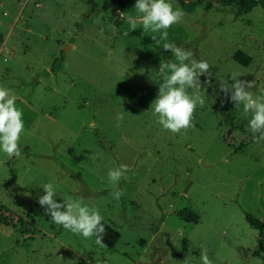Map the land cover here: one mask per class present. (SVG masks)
Returning <instances> with one entry per match:
<instances>
[{"label":"rangeland","instance_id":"rangeland-1","mask_svg":"<svg viewBox=\"0 0 264 264\" xmlns=\"http://www.w3.org/2000/svg\"><path fill=\"white\" fill-rule=\"evenodd\" d=\"M135 3L0 0V86L16 97L25 125L21 157L0 152V205L21 219L0 225V264H181L186 257L202 264V248L212 264H264L254 255L258 231L244 217L264 223V142L233 153L254 135L251 114L220 90L237 77L264 96V11L234 19L226 7L199 4L183 11L164 41L120 17L136 15ZM164 43L211 67V77H200L205 103L186 133L164 130L151 110L161 61L176 62ZM237 50L250 56L248 65L233 60ZM59 55L63 67L52 73ZM121 164L130 171L114 186L108 171ZM45 183L55 185L58 203L82 198L98 209L119 232L113 249L53 223L38 203ZM184 208L196 223L177 215Z\"/></svg>","mask_w":264,"mask_h":264},{"label":"clouds","instance_id":"clouds-1","mask_svg":"<svg viewBox=\"0 0 264 264\" xmlns=\"http://www.w3.org/2000/svg\"><path fill=\"white\" fill-rule=\"evenodd\" d=\"M135 12L136 15L120 13V17L129 24L131 30L140 25L144 32L159 33V39L164 41L168 38V29L180 23L184 16L183 10L174 9L168 0H136ZM124 35H128V32ZM152 38L156 40L155 36ZM162 47L165 51L172 52L176 62L161 61L158 73L163 77V81L159 84L158 96L153 101L151 110L153 115L158 117L157 122L164 130L173 134L186 133L189 128L194 127L192 121L197 104L203 106L205 103L204 97L200 94V77L203 75L211 77V67L205 60L191 59V52L173 43H164ZM232 79L234 83L231 86L221 81L220 90L226 94L230 93V99L236 106L243 104L244 113L251 114L249 120L251 132L259 134L254 135V142H264V96H253L251 89L255 86L254 81L241 80L237 77ZM189 89L195 90V94L190 96ZM116 119L119 127V122L124 119L123 113L118 114ZM24 130L23 113L16 107V97L10 89L0 86V152L9 159L21 157L20 139ZM129 171V166L125 164L109 169L108 180L116 186L126 178ZM42 188L44 194L39 197L38 203L45 208V214L50 216L53 223L85 239L95 237L97 245L105 246L103 244L105 226L98 209L86 205L82 198H63V202L58 203L53 183H45ZM112 195L118 200L123 192L117 188ZM200 259L202 264H212L207 248H202ZM181 264H191L190 258L186 257Z\"/></svg>","mask_w":264,"mask_h":264},{"label":"trees","instance_id":"trees-1","mask_svg":"<svg viewBox=\"0 0 264 264\" xmlns=\"http://www.w3.org/2000/svg\"><path fill=\"white\" fill-rule=\"evenodd\" d=\"M179 7L185 12V13H192L195 10V7L199 4H202L205 11H209L212 6L218 5L221 7H226L230 9L232 12L234 19H239L243 15H246L249 13L253 8L259 6L264 11V0H190V1H183V0H176ZM233 60L237 62L238 64L242 66L248 65L250 62V56L246 55L240 50H237L234 52L232 56ZM64 64V59L62 55H59L56 57L53 62L50 65L49 71L52 73H55L62 69ZM48 71H44V74L46 75ZM254 135H259L254 134ZM253 136L248 138L247 140H243L239 143L237 147L234 148L233 153L239 152L243 147L250 145L254 142ZM177 215L185 222H197V214L188 208L181 209L177 211ZM246 222L248 225L258 231L259 235V247H260V253L254 252V255L258 256L260 260L264 261V245H263V231H264V223L255 217H253L250 214L244 215ZM16 220H21L17 216L9 215L7 210L3 208V206L0 205V225L9 226L11 224L15 225ZM102 223L105 226V233L103 238V244L104 247L107 250L113 249L115 243L117 242L119 238V232L112 228L110 225H108L106 222L102 221ZM34 238L32 236L24 237V240H33ZM95 240V237H93Z\"/></svg>","mask_w":264,"mask_h":264}]
</instances>
